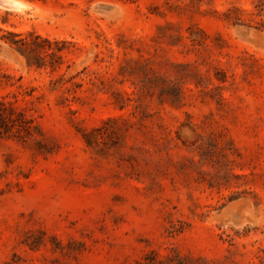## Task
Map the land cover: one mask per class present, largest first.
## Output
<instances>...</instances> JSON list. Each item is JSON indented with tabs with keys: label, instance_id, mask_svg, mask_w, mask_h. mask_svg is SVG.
Returning a JSON list of instances; mask_svg holds the SVG:
<instances>
[{
	"label": "rangeland",
	"instance_id": "obj_1",
	"mask_svg": "<svg viewBox=\"0 0 264 264\" xmlns=\"http://www.w3.org/2000/svg\"><path fill=\"white\" fill-rule=\"evenodd\" d=\"M11 1L0 264H264V0Z\"/></svg>",
	"mask_w": 264,
	"mask_h": 264
},
{
	"label": "trees",
	"instance_id": "obj_2",
	"mask_svg": "<svg viewBox=\"0 0 264 264\" xmlns=\"http://www.w3.org/2000/svg\"><path fill=\"white\" fill-rule=\"evenodd\" d=\"M6 109V106L4 103H0V118L4 121L5 117L3 116V111Z\"/></svg>",
	"mask_w": 264,
	"mask_h": 264
},
{
	"label": "bare ground",
	"instance_id": "obj_3",
	"mask_svg": "<svg viewBox=\"0 0 264 264\" xmlns=\"http://www.w3.org/2000/svg\"><path fill=\"white\" fill-rule=\"evenodd\" d=\"M0 1L7 3L6 0H0ZM12 1H13V0H12ZM12 1H11V2H12ZM11 2H9V3H11ZM13 2H14V1H13ZM16 2H17V1H16ZM9 3H8V4H9ZM18 3H19V2H18ZM21 3H22V2H21ZM21 3H19L20 6H21ZM11 4H12V3H11ZM11 4H10V6L13 7V4H12V5H11ZM14 4H15V3H14ZM16 4H17V3H16ZM17 6H18V5H17ZM24 6H25V4H24ZM24 6H22V9H23ZM15 7H16V5H15ZM16 8H17V7H16ZM16 8H15V9H16ZM25 8H26V7H25ZM22 9H21V10H22Z\"/></svg>",
	"mask_w": 264,
	"mask_h": 264
}]
</instances>
